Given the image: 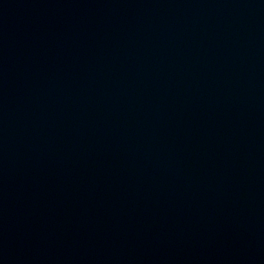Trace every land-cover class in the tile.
<instances>
[{
	"label": "water",
	"instance_id": "obj_1",
	"mask_svg": "<svg viewBox=\"0 0 264 264\" xmlns=\"http://www.w3.org/2000/svg\"><path fill=\"white\" fill-rule=\"evenodd\" d=\"M0 264H264V0H0Z\"/></svg>",
	"mask_w": 264,
	"mask_h": 264
}]
</instances>
